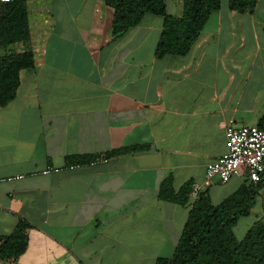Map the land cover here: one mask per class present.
<instances>
[{"label":"crops","instance_id":"0c3cea01","mask_svg":"<svg viewBox=\"0 0 264 264\" xmlns=\"http://www.w3.org/2000/svg\"><path fill=\"white\" fill-rule=\"evenodd\" d=\"M25 2L27 44L0 45V54L29 47L34 59L0 107V236L22 220L27 246L3 264L170 257L189 206L159 198L164 179L175 192L198 184L213 204L249 183L246 174L206 182L204 169L227 150V126L264 117V0L244 13L221 0L185 55L162 58L159 15L113 37L104 0ZM164 3L181 14L182 0ZM132 145L145 147L103 156ZM80 155L97 158L66 168ZM54 167L61 170L41 173ZM258 185L249 214L233 227L237 238L264 214V175Z\"/></svg>","mask_w":264,"mask_h":264},{"label":"trees","instance_id":"16d2710c","mask_svg":"<svg viewBox=\"0 0 264 264\" xmlns=\"http://www.w3.org/2000/svg\"><path fill=\"white\" fill-rule=\"evenodd\" d=\"M258 0H228V8L238 13L252 12ZM112 10L111 34L118 37L137 25L147 14L163 18L155 46V56L185 55L197 40L208 17L220 8L221 0H182L178 16L166 12L164 0H104ZM29 27L25 0H11L0 5V45L16 42L27 44ZM33 52L0 54V107L6 106L16 94L19 72L33 68ZM264 129V117L257 124ZM132 145L113 149L103 156H115L142 150ZM97 156L80 155L69 158L71 163H88ZM259 184V183H258ZM245 183L219 203L213 204L206 191L190 205L187 220L170 257L156 259L154 264H264V214L238 239L233 227L239 218L249 214L258 188ZM191 182L177 192L172 179H164L158 190L162 200L189 204ZM27 225L19 221L14 231L0 236V264L21 255L27 246Z\"/></svg>","mask_w":264,"mask_h":264},{"label":"built area","instance_id":"2783aa9c","mask_svg":"<svg viewBox=\"0 0 264 264\" xmlns=\"http://www.w3.org/2000/svg\"><path fill=\"white\" fill-rule=\"evenodd\" d=\"M11 0H0V5ZM227 150L208 162L204 169V179L211 182L217 179L221 183L227 182L231 177L246 174L248 182L255 185L261 181L264 175V129L257 125H229L225 129ZM95 160L90 161L94 163ZM106 158L103 159V162ZM83 163L66 165L73 169ZM60 167L45 168L42 174L57 172ZM23 175H16L8 179H21ZM201 192L198 184L191 185L189 198L196 200Z\"/></svg>","mask_w":264,"mask_h":264},{"label":"rangeland","instance_id":"374dc122","mask_svg":"<svg viewBox=\"0 0 264 264\" xmlns=\"http://www.w3.org/2000/svg\"><path fill=\"white\" fill-rule=\"evenodd\" d=\"M214 201H215V200H214ZM193 202H194L193 199H189V204H188V206L191 207L190 205H191ZM241 237H242V236H241ZM241 237H240V238H241ZM240 238H238V239H240Z\"/></svg>","mask_w":264,"mask_h":264}]
</instances>
